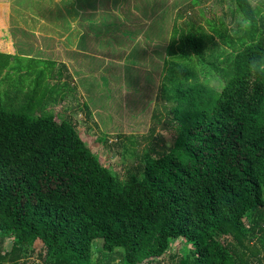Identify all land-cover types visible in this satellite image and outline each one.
<instances>
[{
  "label": "trees",
  "instance_id": "obj_1",
  "mask_svg": "<svg viewBox=\"0 0 264 264\" xmlns=\"http://www.w3.org/2000/svg\"><path fill=\"white\" fill-rule=\"evenodd\" d=\"M234 1L237 11L244 9L245 0ZM152 2L156 8L144 10L153 18L161 8ZM7 6L0 3V16ZM108 18L89 16L90 39L102 35L98 23L105 28ZM198 22L189 25L179 49L174 38L163 48L172 83L165 96L179 130L171 144L144 152L142 175L122 179L103 164L70 118L0 108V244L12 238L0 264H26L24 254L37 240L45 264H93L97 239L105 251H121L123 264H161L152 258L179 238L194 246L193 260L186 255L180 264H254L248 253L261 264L264 75L252 74L248 65L264 55V20L240 44L225 25L207 19V30ZM120 24L105 30L135 38L145 29ZM12 57L0 53V71L14 67ZM207 61L226 81L221 91L199 81L195 65Z\"/></svg>",
  "mask_w": 264,
  "mask_h": 264
},
{
  "label": "rangeland",
  "instance_id": "obj_2",
  "mask_svg": "<svg viewBox=\"0 0 264 264\" xmlns=\"http://www.w3.org/2000/svg\"><path fill=\"white\" fill-rule=\"evenodd\" d=\"M142 1L147 5L141 6L140 0H119L118 3L112 0H89V3L78 0H0L10 6L9 14L16 19V24L36 30L40 36L58 38L55 51L48 52V58L68 60L67 64L56 63L51 68L47 63H36L37 59L20 58L13 62V72L5 79L0 77V108L19 111L30 107V113L35 116L53 112L58 121L72 119L101 162L122 179L132 174L142 175L144 152L153 145L161 150L178 134L173 104L165 96V91L172 89V83L167 81L170 64L165 63L163 48L174 38L177 40L175 47L179 49V40L195 19L207 30H210L207 23L210 18L218 26L225 25L227 34L238 44L253 34H236L234 17L238 11L234 0H198L197 3H193L194 0H158L157 9L161 8L158 15L152 18L151 12L152 19L140 22L144 8L151 10L150 6L155 7L152 2L155 0ZM163 5L168 8V14L163 16L165 22L159 17L164 11ZM97 15L109 17L105 24L107 28L100 21L102 35L95 36L93 41L89 36L84 38V46L81 45L84 51L75 50L79 28L90 35L92 24L86 20ZM117 23L127 29L143 26L144 32L148 33L143 37L141 31L135 38H126L121 32L119 36L115 30L113 34L105 30L115 29ZM217 39L221 41L219 37ZM20 48L26 52L31 49L29 45H20ZM232 49L228 46L229 52ZM192 57L197 62L194 54ZM167 59L169 61L171 57L167 55ZM57 71L69 74L63 80L58 75L53 76ZM195 71L203 84L218 91L223 89L225 79L208 61L203 65L196 63ZM256 244L261 248L259 240ZM11 245L12 238H6L0 244V253L4 254ZM42 248L41 240L29 247L24 254L26 264H45L40 256ZM193 249L194 246L183 238L176 239L160 262L180 264L186 255L193 260ZM248 256L252 263L260 264L258 258L250 253ZM260 259L264 264L263 252ZM123 260L121 251L109 253L103 249L102 239L94 241L93 264H123Z\"/></svg>",
  "mask_w": 264,
  "mask_h": 264
},
{
  "label": "crops",
  "instance_id": "obj_3",
  "mask_svg": "<svg viewBox=\"0 0 264 264\" xmlns=\"http://www.w3.org/2000/svg\"><path fill=\"white\" fill-rule=\"evenodd\" d=\"M9 11H10V6L8 5L7 14H5L4 16H0V53H8V54L14 55V57H12L11 59L12 65H13V62L15 63V61H19V58H26V59L28 58L31 61L36 60V59L45 60V61L53 60V59L48 58L47 56H48V52H51L50 54H52V52L55 51V46L57 44L58 38L56 39V36H50V35L40 36L39 33L36 32V30L28 29L27 27L16 24L17 22L16 19L12 17L11 13L9 14ZM150 14L151 12L147 14L146 11L144 10L142 13V19L140 20V22H143V19L147 21L152 19L150 18L151 17ZM166 14L168 13L167 12L164 13L161 11L159 15L160 19L163 20V22H165V19H163V16ZM209 20H212V19L210 18ZM79 30L80 32H79V37L76 40L75 50L84 51L81 45L83 44L84 46V42L82 43V41L84 37L86 36V31L83 29L81 30L80 28ZM144 30L142 31L143 37H145L148 33V31L144 32ZM18 36H20L21 38ZM90 38H94L93 33H90L89 39ZM20 45H25V46L29 45L31 49L27 52L22 51L23 49L20 48ZM15 55L19 56V58L17 59ZM44 56H46L45 59H44ZM53 61H55L57 64H61V62H64L67 64L68 60L62 59V61H59L56 59ZM59 66H62V65H59ZM13 68L14 67H8L5 70L0 71V77L4 76L3 79H5L8 74L13 72L12 71ZM54 74L60 75L61 71H57ZM68 74L69 72L67 74H61V78L64 80V78L67 77ZM54 77H57V76H54Z\"/></svg>",
  "mask_w": 264,
  "mask_h": 264
},
{
  "label": "clouds",
  "instance_id": "obj_4",
  "mask_svg": "<svg viewBox=\"0 0 264 264\" xmlns=\"http://www.w3.org/2000/svg\"><path fill=\"white\" fill-rule=\"evenodd\" d=\"M261 20H264V0H245L244 9L234 17L236 34L251 33ZM248 68L254 75H264V55L250 60Z\"/></svg>",
  "mask_w": 264,
  "mask_h": 264
},
{
  "label": "built area",
  "instance_id": "obj_5",
  "mask_svg": "<svg viewBox=\"0 0 264 264\" xmlns=\"http://www.w3.org/2000/svg\"><path fill=\"white\" fill-rule=\"evenodd\" d=\"M152 260L160 261V260H162V257H154V258H152ZM147 262H149V260ZM142 264H144V263H142Z\"/></svg>",
  "mask_w": 264,
  "mask_h": 264
}]
</instances>
